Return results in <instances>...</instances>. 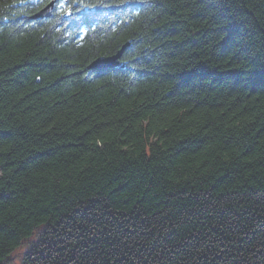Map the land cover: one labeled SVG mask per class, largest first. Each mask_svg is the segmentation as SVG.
Instances as JSON below:
<instances>
[{
    "label": "trees",
    "instance_id": "1",
    "mask_svg": "<svg viewBox=\"0 0 264 264\" xmlns=\"http://www.w3.org/2000/svg\"><path fill=\"white\" fill-rule=\"evenodd\" d=\"M50 1L0 0V264H264V0Z\"/></svg>",
    "mask_w": 264,
    "mask_h": 264
},
{
    "label": "water",
    "instance_id": "2",
    "mask_svg": "<svg viewBox=\"0 0 264 264\" xmlns=\"http://www.w3.org/2000/svg\"><path fill=\"white\" fill-rule=\"evenodd\" d=\"M55 1H53L51 4L48 5V7H46L45 9H43L39 14H37L34 18H49L52 16V10H53V5H54ZM129 46V44H127L124 47V50ZM123 51L119 53V55L117 57H108L106 59H99L97 61H95L91 67L94 68H114L118 66V58L121 57Z\"/></svg>",
    "mask_w": 264,
    "mask_h": 264
},
{
    "label": "bare ground",
    "instance_id": "3",
    "mask_svg": "<svg viewBox=\"0 0 264 264\" xmlns=\"http://www.w3.org/2000/svg\"><path fill=\"white\" fill-rule=\"evenodd\" d=\"M95 70H101V69L97 68V69H95ZM13 256H14V255L9 256L8 260H9V261H12V260L14 259ZM15 259H16V257H15ZM15 259H14V260H15Z\"/></svg>",
    "mask_w": 264,
    "mask_h": 264
},
{
    "label": "rangeland",
    "instance_id": "4",
    "mask_svg": "<svg viewBox=\"0 0 264 264\" xmlns=\"http://www.w3.org/2000/svg\"><path fill=\"white\" fill-rule=\"evenodd\" d=\"M16 256H13V258L15 259ZM14 259L12 261H14Z\"/></svg>",
    "mask_w": 264,
    "mask_h": 264
}]
</instances>
